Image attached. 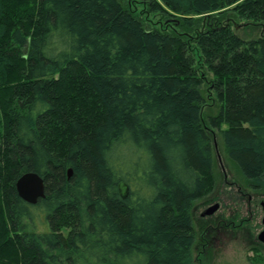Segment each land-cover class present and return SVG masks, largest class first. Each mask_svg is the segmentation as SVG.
Here are the masks:
<instances>
[{"label":"trees","instance_id":"16d2710c","mask_svg":"<svg viewBox=\"0 0 264 264\" xmlns=\"http://www.w3.org/2000/svg\"><path fill=\"white\" fill-rule=\"evenodd\" d=\"M134 3L0 0V264H193L214 132L264 191V0Z\"/></svg>","mask_w":264,"mask_h":264},{"label":"rangeland","instance_id":"374dc122","mask_svg":"<svg viewBox=\"0 0 264 264\" xmlns=\"http://www.w3.org/2000/svg\"><path fill=\"white\" fill-rule=\"evenodd\" d=\"M121 1H133L135 14L152 26L163 21L157 15L142 16L144 9L134 3L136 0ZM216 112V106L206 107L203 118ZM213 134L216 184L213 192L197 201L193 208L197 233L193 264H264V248L256 239L261 231L259 203L264 200V191L257 193L247 188L242 176L225 159L218 135L215 132ZM213 204H218L217 212L211 217L201 218L200 214Z\"/></svg>","mask_w":264,"mask_h":264},{"label":"water","instance_id":"95a60500","mask_svg":"<svg viewBox=\"0 0 264 264\" xmlns=\"http://www.w3.org/2000/svg\"><path fill=\"white\" fill-rule=\"evenodd\" d=\"M71 172H68V176H70ZM15 189L17 195L24 202L35 205L38 199L43 198L44 196V183L41 177L34 173H27L22 175L15 184ZM263 217H262V226L263 229L258 235V240L264 244V200L260 203ZM218 205H214L204 211L201 214V217L211 215L215 211H217Z\"/></svg>","mask_w":264,"mask_h":264},{"label":"flooded vegetation","instance_id":"af4514ba","mask_svg":"<svg viewBox=\"0 0 264 264\" xmlns=\"http://www.w3.org/2000/svg\"><path fill=\"white\" fill-rule=\"evenodd\" d=\"M248 199L250 200V201H249V204H251V203H250V202H251V197H250L249 195H248ZM260 203H261V202H260ZM260 203H259V206H260ZM214 205H218V204H213V205L207 207V209H209L210 207H212V206H214ZM207 209H205L204 211H206ZM218 209H219V206H218ZM218 209H217V210H218ZM204 211H203V212H204ZM260 211H261V215H262V216H261V220H260L261 231H262V229H263V226H262V217H263V213H262L261 206H260ZM203 212H202V213H203ZM216 212H217V211H215V212L212 213L211 215L204 216V217H201V214H200V217H201V218L211 217V216H213ZM261 231H260V232H261ZM260 232H259V234H260ZM259 234H258V235H259ZM258 235L256 236V239H257V241L259 242V244L262 245V247L264 248V244L258 240Z\"/></svg>","mask_w":264,"mask_h":264}]
</instances>
